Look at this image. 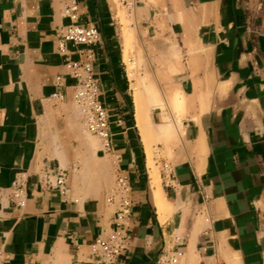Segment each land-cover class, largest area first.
<instances>
[{"label":"crops","instance_id":"obj_1","mask_svg":"<svg viewBox=\"0 0 264 264\" xmlns=\"http://www.w3.org/2000/svg\"><path fill=\"white\" fill-rule=\"evenodd\" d=\"M68 1L0 0V264H90L120 175L133 206L116 264H264V1L76 0L101 33L109 151L73 101L80 47L58 50Z\"/></svg>","mask_w":264,"mask_h":264},{"label":"built area","instance_id":"obj_2","mask_svg":"<svg viewBox=\"0 0 264 264\" xmlns=\"http://www.w3.org/2000/svg\"><path fill=\"white\" fill-rule=\"evenodd\" d=\"M119 2L128 12L134 11L137 4V0H119ZM63 15L69 22L59 31L58 50L65 54L69 44L80 47L78 51L80 59L67 58L64 65L67 75L75 82L73 101L79 110L83 130L89 135L98 137L104 149L109 151L111 149L110 116L99 99V82L93 70L95 61L93 47L100 42L101 33L95 27H85L78 23L79 9L76 0L68 1ZM61 82L62 77L58 76L57 83ZM55 97L60 98L61 95L58 94ZM41 179L46 187L58 189L63 196L69 195L70 189L65 173L60 172L54 175L44 172ZM12 196L16 205L25 206L26 192L20 184L17 183L14 186ZM107 201L116 203L117 211L109 233L92 244L90 264H116L128 248L126 224L130 219L133 204L130 184L125 176L117 177L115 189ZM181 256V252L169 254L165 257L164 264H177Z\"/></svg>","mask_w":264,"mask_h":264},{"label":"bare ground","instance_id":"obj_3","mask_svg":"<svg viewBox=\"0 0 264 264\" xmlns=\"http://www.w3.org/2000/svg\"><path fill=\"white\" fill-rule=\"evenodd\" d=\"M140 96H141V95H140ZM140 96H139V97H140ZM140 98H141V97H140Z\"/></svg>","mask_w":264,"mask_h":264},{"label":"rangeland","instance_id":"obj_4","mask_svg":"<svg viewBox=\"0 0 264 264\" xmlns=\"http://www.w3.org/2000/svg\"><path fill=\"white\" fill-rule=\"evenodd\" d=\"M264 1V0H263Z\"/></svg>","mask_w":264,"mask_h":264}]
</instances>
